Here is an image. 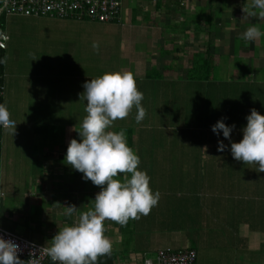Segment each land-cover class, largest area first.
Listing matches in <instances>:
<instances>
[{
  "label": "crops",
  "instance_id": "0c3cea01",
  "mask_svg": "<svg viewBox=\"0 0 264 264\" xmlns=\"http://www.w3.org/2000/svg\"><path fill=\"white\" fill-rule=\"evenodd\" d=\"M167 1L172 3L169 4ZM159 2L164 4H161L162 6L158 10ZM247 2L251 3L252 0ZM225 3L221 10L217 6V0H178V3L176 0H124L122 24H104L118 28V36L112 39L115 50L121 53L122 50L126 52L125 59L131 61L132 65V68H128L127 71L134 74L137 88L144 94L142 106L146 109L147 114L143 121L139 123L142 126H138L135 114L130 113L127 117L128 122L134 124V128L138 126L139 130L142 131L137 135L139 143L133 148L140 158V170L146 171L150 178L154 174L158 175V173L167 171L174 172L171 170L172 168L165 165H160L159 170L153 168L159 165L158 163L167 160L164 158L165 155L175 154L179 159L177 171L184 174H181L182 176L176 185L173 182L159 184L156 181H151L153 177L150 179V188L153 192L159 191L160 200L147 216H139L137 220L141 221V229L138 230L136 224L134 227L132 225L129 232L130 238H127L126 241L121 224L105 220L104 234L112 242L111 251L118 255L117 264H143L144 260L155 258L159 250L165 248L182 249L180 244H186L185 249H187L191 247L192 243L197 244V241L190 237L189 239L188 237L186 239L180 238L182 235H179L178 230L169 237V230H166L169 229L168 219H188L190 214H195L196 219L204 222L223 221L230 218L256 220L264 218L261 215L264 214L261 211V208L264 207L262 206L264 204V193L261 192V196L259 193L256 194L257 189L264 188V185L260 182L257 185H245L256 189L254 195L244 193L246 197L242 198V201L238 196L237 184L242 175L241 173L255 171L257 168L253 169V167L256 165L245 164L233 159L229 140L224 139L222 133L219 139L223 140L229 150L217 151L218 137L211 131V127L218 120L226 117V123L229 126L233 124L236 126L231 134V140L238 143L243 138L241 135L242 129L247 123L245 117L250 114L251 109L264 111V101L261 99H253L249 102L229 99L228 92L234 90L227 87V84L232 83V87L236 90L246 77V81L252 89L258 85H264V81L256 82L254 80L257 79L256 76L260 72H264V37L252 41L243 38L244 32L253 24L259 25L260 30L264 32V18L258 15H247L246 13L242 14V17H237L238 9L227 11V9L232 8V4L233 8L238 6L237 0H232L231 6L229 3ZM251 8L252 4L247 10H251ZM170 10L178 12H176V15H170L168 14ZM215 11L218 12L217 14L221 13L222 16H215ZM124 13L125 17L123 18ZM209 16L214 17L216 27L219 29L217 30L219 34L215 35L212 41L214 50L213 71L226 78L196 83L188 79L187 76L190 69L193 68L194 55L204 53L207 56L209 36L206 37V42H202L205 46H201V43L198 47L197 44L200 40V33L203 31L207 33L209 29ZM15 17L35 18L10 17L7 18L6 26ZM135 17H137V23L134 20ZM41 19L35 18L34 26ZM166 21L169 23L168 25ZM174 22L178 24L185 22L183 25L186 26V29L180 30L182 28L179 26V30L171 29V32L168 33L167 27L170 28ZM80 23L83 22L62 21L59 24L74 27V24ZM177 27V25H174V28ZM192 27L199 35L196 36L195 33L188 32L187 29ZM123 30L126 31L125 36H123ZM228 31L230 33L227 35L226 32ZM8 37L7 51L11 42L9 35ZM108 37L110 38V36ZM176 49L178 50L174 53ZM89 50L97 51L93 46L89 47ZM223 59L229 60L231 63L238 60L239 67H230L225 64L221 68ZM71 65L77 69L67 73L63 72L64 68L58 71L55 76L50 78L49 86L45 79H41L40 85L31 86L32 95L29 96L30 101L35 104L51 102L53 103L51 105L57 107L60 105V107L76 108L75 113L67 112L62 117L68 118L69 120L66 122L71 126L63 134L66 142L62 143L61 147L54 153L55 156L61 157H66L67 148L72 139L79 142L78 131H80L83 118L87 115L85 112L86 102L80 99L84 92L83 85L90 79L100 77V73H93L94 67L85 69L81 63H71ZM32 76L34 77V74ZM229 76L234 77L233 80L228 79ZM51 83H55V88H52ZM7 87H9V84H7ZM7 89H5L6 105L10 98L7 95ZM242 89L243 87L238 92H242ZM232 100L235 101L234 104L231 103ZM172 107L178 109L179 113L173 111ZM133 109L132 111L136 112V109ZM246 110H248L247 114ZM10 119L17 125L5 129L3 156L7 154L6 137H16L15 133L17 131L7 136L6 133L10 129L17 130L22 127V122H19L16 117L10 115ZM156 129L166 132H156ZM16 135L18 136V133ZM202 140L203 144L198 143ZM144 157L149 159L148 162ZM51 158V160L44 163V169L42 170L45 173L53 171V173L73 172V174L68 175L71 176L68 179L69 181L61 180V183H56L51 181L50 178H47L48 180L44 178L36 180L32 185H29L28 191H26L28 196L27 200L24 199V201H27L26 209L21 208L19 210L16 206H9L4 211L2 199H0V214L3 218L4 228L46 246L51 245V241L59 229L73 225L78 221L82 212L92 208L95 196L100 192H95V186L90 181L82 179L83 174L68 165L65 158L59 159V162L57 158ZM196 160L199 162L198 166H196ZM152 161H156L157 164L152 163ZM167 161L173 167L172 162ZM200 172V175L196 174ZM219 173L221 175H217ZM173 185L186 190L200 187L210 189L212 187L215 189L216 195L214 192H203L200 197L197 194V196L191 197L190 201L188 200L190 204L188 208H184L185 210L179 209L178 213L174 215L173 212L165 211V208H163L165 202H169V199L161 198V195L166 191L165 194L173 197V191L170 190V186ZM160 188L164 190L160 191ZM33 189L35 190L32 191ZM183 193L189 196L186 191H183ZM0 196L3 198L5 194L2 193ZM197 197L199 198L197 199ZM213 202L216 203L215 207ZM15 203H18V201ZM68 205H75L77 208V212L71 217L65 215L63 208ZM39 207V215L36 216V210ZM211 210L213 211L210 213ZM233 213L236 214L234 217L232 216ZM9 215H12L13 219H16L19 223L18 226L14 224L15 228L12 223L13 228H9L10 225L5 223L9 219ZM161 221L166 222L161 224ZM241 231L248 238V242L242 245L239 250L244 253L239 252L238 255H235V258L243 256L254 264H264V259L261 260L260 257L249 254V252L261 253L264 250L262 233L254 230V228L252 232H249L247 227H243ZM204 237L205 235L201 239V246L196 247L199 251L198 258L204 252L208 253L210 251L208 248L213 246V243L209 244V239ZM217 240H219V237ZM221 241L223 244L224 241ZM131 243H133L132 246ZM205 244L207 247H205ZM245 245L246 247H244ZM214 247L219 249L217 243ZM254 257H258V260H252ZM248 260L245 264L250 263Z\"/></svg>",
  "mask_w": 264,
  "mask_h": 264
},
{
  "label": "rangeland",
  "instance_id": "374dc122",
  "mask_svg": "<svg viewBox=\"0 0 264 264\" xmlns=\"http://www.w3.org/2000/svg\"><path fill=\"white\" fill-rule=\"evenodd\" d=\"M221 1L224 2L222 3ZM221 1L217 0V6L221 10L224 4H226L225 2L229 3L230 6L232 4V0ZM247 1L248 0H237L238 6L233 8L232 4V8L227 9V11L238 9L239 13L237 14V17H242V14H245V12L242 11V8L247 10L252 4V2L248 3ZM217 13L218 12L215 11L214 15L217 17L222 16L221 13ZM124 17L125 13L123 18ZM34 19L35 18L15 17L12 18L11 22L5 27L6 33L11 38L10 48L8 50L6 79V88H8L7 95L10 97L7 102V107L10 115L16 117L19 122H22V127L17 130L10 129L6 133L7 136L11 133H15L14 131H17L16 133H18V136L15 133L16 137H6V144L8 145L7 154L3 156L0 168V195L2 193L5 194V197L2 198L0 196V199H2L1 202L3 203L4 211H6V207L9 206H16L19 210H21V208L26 209L27 201H24V199L27 200L26 198H28L26 191H28L29 185H32L36 180L50 178L51 181L61 183V180H68L71 178V176L68 175L73 174V172L53 173L54 171L51 173H45L42 169H44V163L51 160V157L57 158L58 162L59 159L65 158L55 156L54 153H56V150L61 147L62 143L66 142L63 134L66 133L67 129L71 126L66 122L69 119L62 117H64L67 112L75 113L76 108L71 109L69 106L60 107V105L57 107L56 105H51L53 104L51 102L35 104L34 102H31L29 98V96L32 95L31 86L40 85L39 83L41 79H45L48 84L50 78L55 76L58 71H61L63 68V72L65 73L77 69L75 66L73 67L71 63H81L82 67L85 69H92L94 67L93 73L98 72L100 73V76L106 72H122L127 71L128 68H132L131 61L125 59L126 52L122 50L121 53L118 50H115V44H113L112 39L113 37L118 36L117 27L94 22H83L80 24H74V27H70L60 25L59 23L62 22L61 20H53L49 18H42L41 21L34 26ZM183 23L185 22L179 24L174 22L170 28L167 27L168 33L171 32V29L179 30L180 27L182 28L180 30L186 29V26H184ZM166 24L168 25L169 23L167 22ZM174 25H177L178 27L174 28ZM187 30L189 33H195L196 36L199 35L198 32H195L196 30L193 27ZM217 30H219L218 27H216V35L219 34ZM122 32L124 33L123 36H125L126 31L123 30ZM229 33L230 31L226 32L227 35ZM200 34V40L197 44L198 47L202 42H206L208 38V32L206 33L203 31ZM108 36H110V38ZM93 44L99 45L98 51L89 50V47L93 46ZM201 46L205 45L202 43ZM225 64L230 67H239L238 60L231 63L229 60L227 61L223 59L221 68H223ZM32 74H34V77ZM215 78L221 79L226 77L220 76L218 75V72H216ZM232 78L234 77L229 76L228 79L233 80ZM256 78V82L264 81V72H260ZM242 81L236 90L232 87V83L227 84L228 88L234 90L233 92H228L229 99L242 102L253 99H261L264 101V85H258L252 89L246 80ZM7 84H9V87H7ZM51 86L52 88H55V83H51ZM242 87V92L239 93L238 91ZM233 100L231 101L232 104L235 103ZM172 110L179 113L178 109L172 107ZM258 112L261 115H264V111ZM118 122L119 124L117 128H133L134 126V124L128 122L127 119L122 121L119 120ZM156 132L166 131L156 129ZM136 143L138 144L139 141L137 140ZM144 158L146 159V162H148L149 159H147V157ZM164 158L170 160L173 167H171L168 161L165 160L163 163H158L159 165H156L153 169L159 170L161 167L160 165H165L168 168H172L171 170L174 172L167 171L158 173V175L154 174V176H151V178L153 177L151 181H156L159 184L173 182V184L176 185L180 177L184 175L177 171L179 159L175 154L165 155ZM152 163L157 164L156 161H152ZM256 168V166L253 167V169ZM241 174L239 183L237 184L239 193L237 194L242 201V198L246 197L244 193L254 195V192L256 191L255 188H249L245 185H257L258 182L264 185V173L258 172L256 169L255 171L251 170V172ZM256 176H258V178L255 179ZM174 185L170 186V190L173 191V197L165 194L166 191L161 195V198L169 199V202H165L163 208H165V211L169 210L175 215L178 213L179 209L185 210L184 208L190 206V199L184 195L181 187L178 188ZM34 190L35 189L32 191ZM163 190V188H160V191ZM68 191L70 192L71 190ZM261 192L264 193L263 187L257 189L256 194L259 193L261 196ZM16 201H18V203H15ZM62 206L63 204L61 201V207ZM262 206H264V204H262ZM8 217L9 219H7L5 223L6 225H10L9 228H15L16 226H14V224L17 226L19 225L18 221L13 219L12 215H9ZM164 222L166 221H161V224ZM11 223L13 224V227ZM138 223H141V221L138 220L136 224V228L139 230L141 229V225H138ZM255 223L258 227L264 229L259 222ZM214 225L215 222H204L203 220L196 219L195 214H190L188 219H168L169 229L166 230H169V237L174 235L178 230L180 232L179 235H182L180 238L186 239V237H188L189 239L190 237L194 239L197 241L195 246L198 248L201 246L203 235L209 239V244H211V242L213 243V246L208 248V250H210L208 253L204 252V254H200L197 264H229L230 258L234 259L236 262L238 259V264H245L248 260L246 257L240 256L239 258H235L231 255L229 256L230 245L227 243V239H224L225 242L222 244L220 235L226 233V231L221 230L225 228V226L219 224L214 227ZM214 231L220 234L219 240L217 241L216 239H218V237L216 235H213V238L211 236ZM206 234H208V236H206ZM124 237H126V241L127 238H130V234L125 232ZM215 243L219 246V250L215 249ZM132 245L133 243H131V246ZM175 245L178 246L177 244ZM185 246L186 244H180L182 249H185ZM262 246L264 248V244H262ZM205 247H207L206 244ZM259 254L260 253H255L254 255L259 256L260 258L264 257V250L261 252V255ZM252 260H258V257H254ZM248 262L250 261L248 260ZM246 264L254 263L250 262Z\"/></svg>",
  "mask_w": 264,
  "mask_h": 264
},
{
  "label": "clouds",
  "instance_id": "9594fccd",
  "mask_svg": "<svg viewBox=\"0 0 264 264\" xmlns=\"http://www.w3.org/2000/svg\"><path fill=\"white\" fill-rule=\"evenodd\" d=\"M243 11L264 18V0H252L251 10ZM260 37H264V32L256 24L249 26L243 34L247 41ZM93 48L98 51L99 45L93 44ZM6 62L7 57H0V65ZM83 88L80 99L86 102L87 115L78 131L79 142L76 139L69 142L65 161L83 174L82 179L100 187L93 207L82 212L73 225L59 229L51 245L39 249L38 259L32 251L29 253L32 258L22 261L20 246L11 239L0 238V264H40L42 254L53 264H97L98 257L109 255L112 250V242L104 234L105 220L126 224L129 219L147 216L160 200L159 191L153 192L150 188L151 178L139 168V156L127 144L126 130H109L115 121L128 117L133 108L138 124L147 114L142 106L144 94L138 90L134 74L106 72L85 82ZM245 119L243 138L238 143L231 140L236 126H229L226 117L211 127L218 137L217 151L229 150L219 139L222 133L223 138L229 140L233 159L254 164L258 172L264 173V115L253 108ZM13 123L7 105L0 103V128H10ZM121 175L123 178H118ZM63 208L68 217L77 212L75 205Z\"/></svg>",
  "mask_w": 264,
  "mask_h": 264
},
{
  "label": "trees",
  "instance_id": "16d2710c",
  "mask_svg": "<svg viewBox=\"0 0 264 264\" xmlns=\"http://www.w3.org/2000/svg\"><path fill=\"white\" fill-rule=\"evenodd\" d=\"M176 1L178 3V0H176ZM2 2H3V0H0V6H1ZM159 3L160 4L158 5V10L162 6L161 4H164L163 2H159ZM167 3L171 4L172 2H170V1L168 2L167 1ZM168 6L169 5H167V7ZM169 8H171V7L169 6ZM176 12H178V11L170 10L168 14L176 15ZM33 17H35V16H33ZM35 18H49V19H56V20H61V21H74V22H92V23L94 22V23L102 24V23H99V22L92 21L86 16H84L81 20H78L74 15H70L69 17L64 18V19H62V18H60L58 16H56L54 18L50 13H46L45 11H41L38 14V17H35ZM208 19H209L208 20L209 29L207 30V32H208V36H209V46H208L207 56L204 53L195 54L194 55V60H193V63H194L193 68L190 69V71L188 73V76H187L188 79H190L192 81H195L196 83H204V82H209L211 80H216L217 79V78H215V72L213 71V51L214 50H213V45H212L213 44L212 43L213 38L216 35V26L217 25H216V21H214L215 20L214 17L209 16ZM134 20H135L136 23L138 22L137 17H135ZM1 22L2 23L0 25V33H6L5 27H6L7 19L6 18H2ZM107 24H109V23H107ZM102 25H104V24H102ZM177 50L178 49L174 50V53ZM0 57H7V62H8V51L0 49ZM7 62L5 64L0 65V103H5V104H6L5 89H6V76H7ZM246 78H245V80H246ZM254 80H256V79H254ZM247 101L249 102V100H246V102ZM130 113H133V115L134 114L136 115L135 111H131ZM247 113H248V110H246V114ZM126 119H127V117L125 118V120ZM118 121L119 120H117V122L115 121L114 125L109 130L117 131V132L120 131L121 129L126 130L127 144H128V146L130 148L133 149L134 147H136V144H137L136 143V141L138 140L137 139V135L140 132H142L141 130H139L138 126H142V124H138V126H136V128H134V127L133 128H130V127L117 128V126L119 124ZM120 123H123V122H120ZM120 125H122V124H120ZM5 129L6 128H0V168H1V163H2V160H3V152H4L3 139H4ZM198 143H202L203 144V140L202 141H198ZM189 146H191V145L189 144ZM198 165H199V162H198V160H196V166H198ZM196 174L200 175L201 172L200 173H196ZM217 175H221V174L219 173ZM118 178L122 179L123 176H120ZM198 181H199V178H198ZM94 189H95V192L101 190L99 186H95ZM94 189H92V191H94ZM181 189L183 191H186L187 194H189V196H187V198L190 199V200H191V197L197 196V194H199L198 196L200 197L203 192H207V193L214 192V194H215V189L212 188V187L210 189H206L204 187L188 188L187 190L184 189V188H181ZM188 191H190L191 193L188 192ZM199 197H197V199ZM215 204L216 203L213 202V206L214 207L216 206ZM39 209H40V207L36 210V214H35L36 216L39 215ZM0 211H1V203H0ZM212 211L213 210H211L210 213ZM261 211L264 212V207L261 208ZM235 215L236 214L233 213L232 216L234 217ZM261 215L264 216V214H261ZM137 221H138L137 219H129V221L126 224H123V225L121 224L122 230H123V234H125V232L129 233V230L131 229V226L134 225V224H137L136 223ZM212 222H215L214 227L216 225H219V224L225 226V228L221 229V230L226 231V233L221 234L222 236L220 234H218L216 231H214L211 236L216 235L217 237H219V235H220V237H221V239L223 241H224V239H227L228 240L227 243L230 245V249H231L230 253H229V256L231 255L233 257H235V255H238V253L240 252L239 250L241 249L242 245H244V244H246L248 242V238L245 237V235L241 231V229L243 227H247L249 232H252L253 228H254V230H257L258 232L262 233V235L264 233V229H262L260 227H259V229H257L258 226L255 223V222H259L260 225H262L264 227V218H261V219H258V220H256V219H247V218H243V219L230 218V219L223 220V221L212 220ZM138 224L141 225V223H138ZM2 225H3V220H2ZM262 241L264 243V240H262ZM38 244H40V243H38ZM44 246H46V245H44ZM244 247H246V245ZM189 249H193V250L197 251V253L199 252L196 249L195 243H192V245H191V247ZM174 250H185V249H174ZM240 253L243 254L244 252H240ZM249 254L252 255V254H255V253L249 252ZM259 255H261V253ZM260 259L263 260L264 257H261ZM22 261H26V260H22ZM117 262H118L117 253L111 251V253L109 255L98 257L97 264H117ZM44 264H53V262L51 260H49V261H47ZM196 264H197V262H196ZM229 264H238V263L234 259L230 258Z\"/></svg>",
  "mask_w": 264,
  "mask_h": 264
},
{
  "label": "built area",
  "instance_id": "2783aa9c",
  "mask_svg": "<svg viewBox=\"0 0 264 264\" xmlns=\"http://www.w3.org/2000/svg\"><path fill=\"white\" fill-rule=\"evenodd\" d=\"M124 0H3L0 6V25L2 18L14 16L38 17L41 11L50 13L54 18L56 16L64 19L74 15L78 20L84 16L90 20L102 24H122ZM9 37L6 33H0V49L6 50ZM14 122V121H13ZM16 126L14 122L10 128ZM0 238L11 239L21 248L19 258L28 261L29 253L36 252L35 258H39V249L46 247L37 242L28 240L2 225V216L0 214ZM198 259L197 251L193 249L174 250L165 248L159 250L153 259L144 260L143 264H196ZM51 260L46 255H41L40 264Z\"/></svg>",
  "mask_w": 264,
  "mask_h": 264
}]
</instances>
